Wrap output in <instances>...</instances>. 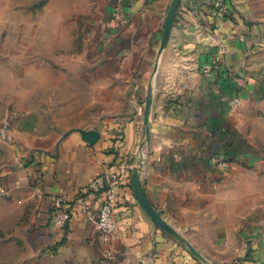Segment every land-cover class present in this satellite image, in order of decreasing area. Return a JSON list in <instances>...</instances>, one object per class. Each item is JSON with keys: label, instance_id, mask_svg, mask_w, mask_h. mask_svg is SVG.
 Segmentation results:
<instances>
[{"label": "crops", "instance_id": "0c3cea01", "mask_svg": "<svg viewBox=\"0 0 264 264\" xmlns=\"http://www.w3.org/2000/svg\"><path fill=\"white\" fill-rule=\"evenodd\" d=\"M39 1L37 37L15 65L74 92L64 107L24 104L25 90L0 97V264H264V0ZM110 83L132 95L109 107ZM135 167L145 202L200 258L153 223ZM108 184L116 230L102 243L88 214ZM60 196L63 227L50 221Z\"/></svg>", "mask_w": 264, "mask_h": 264}, {"label": "rangeland", "instance_id": "374dc122", "mask_svg": "<svg viewBox=\"0 0 264 264\" xmlns=\"http://www.w3.org/2000/svg\"><path fill=\"white\" fill-rule=\"evenodd\" d=\"M44 3L39 0H33L29 3L21 0H11L5 2L0 0V97L8 96L6 94H13L18 90L30 91L31 95L27 96L22 102L29 106L35 105L36 108L53 107L57 104L61 107L66 106L69 100V93L74 92V89H69L68 79L65 82H47L37 83L29 82L23 79L24 69L15 65L14 59L22 57L23 51H20V45L31 44L36 35L30 33V29L39 25L44 14ZM162 37V36H161ZM26 43V44H25ZM34 43V42H33ZM37 52H34L36 54ZM32 52H30V55ZM58 68H40L41 75H56ZM62 69V75H74L76 68L66 66ZM66 86L65 93L60 94V98H56L58 86ZM74 85V84H73ZM99 88V87H98ZM152 89V88H151ZM98 90V89H97ZM109 107L122 93L126 96L132 95V89L125 83L108 84ZM152 96V91L150 92ZM9 98L12 95L8 96ZM8 99V98H7ZM146 99V98H145ZM125 103H130L131 98H126ZM145 100H143V103ZM34 103V104H32ZM84 102L82 101V104ZM83 107V105H82ZM142 124L144 123V115L142 116ZM150 118V116H149ZM146 126V125H145ZM146 140L149 136L145 137Z\"/></svg>", "mask_w": 264, "mask_h": 264}, {"label": "built area", "instance_id": "2783aa9c", "mask_svg": "<svg viewBox=\"0 0 264 264\" xmlns=\"http://www.w3.org/2000/svg\"><path fill=\"white\" fill-rule=\"evenodd\" d=\"M220 1L222 0H218V2ZM220 10L225 11L222 6H220ZM238 103V99H234L231 101V104L233 106H236ZM212 162L214 165L219 166L221 168H227L229 166L228 162L220 157H213ZM103 187H105V182H103L101 178H96L89 184V190L93 192H98ZM2 193L3 191L0 189V194ZM115 196V188L112 185L108 184L105 190L104 197L99 204L97 213L95 215L88 214V217L92 221L94 228L97 231L99 239L102 243L110 242L115 234L116 222L114 219L113 212L115 205ZM64 203V196H60L55 198V200L50 206V221L54 226L63 227L66 225L69 219V212L63 206ZM80 206L83 208V210L86 211L84 202H80ZM105 257L110 260L114 258L113 254L110 251L105 253ZM234 264H245V262L243 260H236Z\"/></svg>", "mask_w": 264, "mask_h": 264}, {"label": "water", "instance_id": "95a60500", "mask_svg": "<svg viewBox=\"0 0 264 264\" xmlns=\"http://www.w3.org/2000/svg\"><path fill=\"white\" fill-rule=\"evenodd\" d=\"M169 25H170V20H168V22L166 24L165 37H166V35L168 33ZM151 99H152V96H151V93H149L148 96L146 97L145 104H144V123L146 125V136H149V132H150L149 116H150ZM131 186H132L134 195L137 197V199L139 200V202L142 205V207L144 208V210L150 216V218L152 219L153 223L155 225L159 226L161 229H163L170 236H172V237L176 238L178 241H180L181 244L183 246H185V248L187 250H189L193 255H195L196 257L200 258L198 253L195 252L193 250V248L188 246L186 243L182 242L181 239L171 230V228L162 220L160 215L157 212H155V210L152 209L149 204H147L145 202V200L142 197L141 187H140V182H139V177H138V173H137V168L136 167L133 168V170L131 172Z\"/></svg>", "mask_w": 264, "mask_h": 264}]
</instances>
